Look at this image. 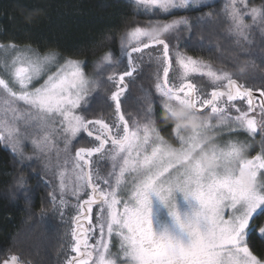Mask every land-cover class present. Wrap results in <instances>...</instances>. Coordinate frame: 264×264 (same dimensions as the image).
I'll list each match as a JSON object with an SVG mask.
<instances>
[{
    "label": "snow or ice",
    "instance_id": "obj_1",
    "mask_svg": "<svg viewBox=\"0 0 264 264\" xmlns=\"http://www.w3.org/2000/svg\"><path fill=\"white\" fill-rule=\"evenodd\" d=\"M132 2L138 14L175 18L129 27L119 37V56L111 48L101 52L91 74L86 61L55 49L0 41V143L22 167L41 159L52 177V211L63 219L73 210L74 255L65 264H264L248 243L253 234L264 239V86L240 82L251 65L234 78L210 61L173 55L167 39L222 17L245 53L253 29L264 32V0H227L195 23L177 13L213 5ZM113 40L106 36L97 46ZM145 55L155 63L154 92L145 93L147 106L132 118L122 110L126 78L139 73ZM106 85L114 119H89L92 90ZM157 106L171 122L170 138L159 127ZM84 136L89 146L74 148ZM26 184L21 172L11 195L27 196ZM38 218L46 221L45 205ZM0 264L30 261L9 249Z\"/></svg>",
    "mask_w": 264,
    "mask_h": 264
},
{
    "label": "trees",
    "instance_id": "obj_2",
    "mask_svg": "<svg viewBox=\"0 0 264 264\" xmlns=\"http://www.w3.org/2000/svg\"><path fill=\"white\" fill-rule=\"evenodd\" d=\"M225 0L205 1L213 7H205L200 12H179L177 16L187 15L193 23L195 17L210 11L222 9ZM261 0H252L259 4ZM161 15L150 16L138 14L132 0H0V41H13L17 45H31L40 51L55 49L65 57L86 61V71H93V62L101 52L111 48L119 56V37L131 26L148 25L149 21L173 19ZM114 40L104 48L98 47L106 36ZM170 51H176L210 61L214 67L226 68L236 77H243L241 67L246 69L248 79H240L249 86H264V32L259 27L253 29L250 45L245 53H238L235 38L226 32L222 17H213V23L205 29L192 27L181 29L167 37ZM159 49L152 52L158 55ZM138 55V54H134ZM139 64V73L126 78L128 92L123 99L122 110L126 116L137 117L146 105L145 93L154 92L155 63L145 55ZM126 64L124 60L120 69ZM175 69V65H174ZM174 73H170L173 75ZM194 82L200 83L195 77ZM110 86L93 89L94 97L91 109L86 113L89 119L103 116L108 122L114 119V105L109 99ZM111 105V107H110ZM156 117L164 135L170 138L171 122L164 119V113L157 106ZM91 138L86 136L74 141V148L89 146ZM73 148V150H74ZM21 172L27 180V196L23 193L11 195L14 178ZM50 175H46L43 162L25 161L24 166L14 159L10 150L0 143V254L11 249L21 255L30 264H65L70 252L71 215L69 208L63 219L48 204V193L51 191ZM74 203V201H70ZM47 207V219L39 220L41 206ZM35 215L29 216V213ZM250 249L257 255H264V239L253 234L248 241Z\"/></svg>",
    "mask_w": 264,
    "mask_h": 264
},
{
    "label": "rangeland",
    "instance_id": "obj_3",
    "mask_svg": "<svg viewBox=\"0 0 264 264\" xmlns=\"http://www.w3.org/2000/svg\"><path fill=\"white\" fill-rule=\"evenodd\" d=\"M205 1H211V0H205ZM225 1H227V0H225ZM194 79H195V77H194ZM42 82V81H41ZM241 139H244V137L242 136L241 137ZM74 143V142H73ZM63 145H61V147H62ZM25 151H26V153L27 154H31L32 153V149H31V146L30 145H25ZM33 159H35V160H39V161H42L41 159H37V158H33ZM43 162V161H42Z\"/></svg>",
    "mask_w": 264,
    "mask_h": 264
},
{
    "label": "flooded vegetation",
    "instance_id": "obj_4",
    "mask_svg": "<svg viewBox=\"0 0 264 264\" xmlns=\"http://www.w3.org/2000/svg\"><path fill=\"white\" fill-rule=\"evenodd\" d=\"M113 116H114V114H113ZM167 138V137H166Z\"/></svg>",
    "mask_w": 264,
    "mask_h": 264
}]
</instances>
